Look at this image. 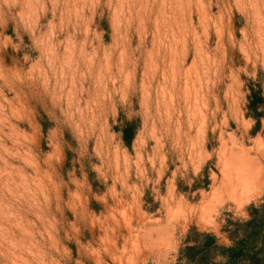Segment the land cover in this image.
<instances>
[{
    "label": "rangeland",
    "instance_id": "rangeland-1",
    "mask_svg": "<svg viewBox=\"0 0 264 264\" xmlns=\"http://www.w3.org/2000/svg\"><path fill=\"white\" fill-rule=\"evenodd\" d=\"M250 82L264 96V0H0V264L230 245L264 204Z\"/></svg>",
    "mask_w": 264,
    "mask_h": 264
},
{
    "label": "trees",
    "instance_id": "trees-1",
    "mask_svg": "<svg viewBox=\"0 0 264 264\" xmlns=\"http://www.w3.org/2000/svg\"><path fill=\"white\" fill-rule=\"evenodd\" d=\"M256 87V88H255ZM245 115L255 122V128L264 120V96L261 87L250 82ZM137 125L126 121L121 138L130 148ZM208 185V178H206ZM227 226L230 245L220 244L213 233L192 229L179 250L176 264H264V204L249 209V219Z\"/></svg>",
    "mask_w": 264,
    "mask_h": 264
},
{
    "label": "bare ground",
    "instance_id": "bare-ground-1",
    "mask_svg": "<svg viewBox=\"0 0 264 264\" xmlns=\"http://www.w3.org/2000/svg\"><path fill=\"white\" fill-rule=\"evenodd\" d=\"M249 169L245 168H240L237 167L235 170V179L237 182L241 183V184H245L247 182V177H248V171Z\"/></svg>",
    "mask_w": 264,
    "mask_h": 264
}]
</instances>
